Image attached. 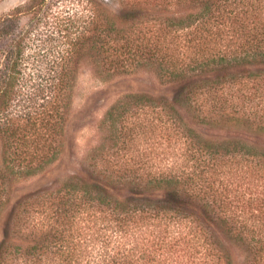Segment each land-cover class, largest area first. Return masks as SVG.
<instances>
[{
  "label": "trees",
  "instance_id": "trees-1",
  "mask_svg": "<svg viewBox=\"0 0 264 264\" xmlns=\"http://www.w3.org/2000/svg\"><path fill=\"white\" fill-rule=\"evenodd\" d=\"M85 4L78 29L56 26L66 48L32 50L31 68L27 34L8 41L0 205L10 181L42 178L62 154L72 48L90 28L100 43L101 12ZM104 31L140 41L125 59L150 63L156 86L104 111V142L77 172L10 203L0 264H264V0H127Z\"/></svg>",
  "mask_w": 264,
  "mask_h": 264
},
{
  "label": "rangeland",
  "instance_id": "rangeland-1",
  "mask_svg": "<svg viewBox=\"0 0 264 264\" xmlns=\"http://www.w3.org/2000/svg\"><path fill=\"white\" fill-rule=\"evenodd\" d=\"M92 1L102 17L98 29L100 36L97 39L100 43L90 44L89 37L87 38L92 34L90 28L83 33L85 39L82 38L84 40L82 44L79 45L81 39L72 48L73 57L69 64L73 70V85L64 112L62 154L48 167L47 174L42 178L41 175L20 178L6 185L5 193L2 194L3 203L0 205V220L2 219L0 234L2 233L1 227H4L2 222L6 210L10 203L21 195V192L32 186L37 187L42 183H48L50 179L77 172L85 161L86 154L93 147L104 142L105 130L99 129L97 123L104 111L117 98L127 92L151 91L156 86L150 63L141 64L125 59L129 52H132L129 55L131 58L133 53L140 48L135 44L130 46V43L140 41L127 40V43L123 42L113 46L109 40L110 35L105 34V19L118 13L127 0ZM85 2L86 0H0V34H2L0 37V70L3 69L7 60L8 41L18 34H27L24 48V61L27 62V69L35 65L31 59L32 56L28 60L26 58L32 50L41 48L42 51L51 52L66 48L65 44L59 43V34L65 33L64 31L56 32V26L59 23H65L71 25V31H74V27L78 29L89 12ZM147 33L145 38L151 35V32ZM48 37L53 38L55 45L52 43L50 46L38 47L37 44ZM128 47L131 48L128 49ZM116 54L122 57L120 61L115 62L112 58ZM102 69L104 71H101ZM176 146L169 149L175 150ZM165 156H170L169 151ZM167 159L170 160L168 157ZM153 160L157 161V158Z\"/></svg>",
  "mask_w": 264,
  "mask_h": 264
}]
</instances>
